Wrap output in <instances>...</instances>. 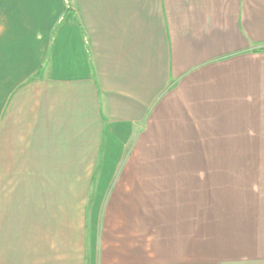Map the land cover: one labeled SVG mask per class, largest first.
Listing matches in <instances>:
<instances>
[{
  "label": "crops",
  "instance_id": "0c3cea01",
  "mask_svg": "<svg viewBox=\"0 0 264 264\" xmlns=\"http://www.w3.org/2000/svg\"><path fill=\"white\" fill-rule=\"evenodd\" d=\"M245 159L264 0H0V264H264Z\"/></svg>",
  "mask_w": 264,
  "mask_h": 264
},
{
  "label": "rangeland",
  "instance_id": "374dc122",
  "mask_svg": "<svg viewBox=\"0 0 264 264\" xmlns=\"http://www.w3.org/2000/svg\"><path fill=\"white\" fill-rule=\"evenodd\" d=\"M51 4L53 5V9H56L58 11L60 6V0H51ZM54 13V17H56ZM38 54H40V51H38ZM26 72H30L32 69V64L26 63ZM240 150H244L247 152H253L257 149L255 148V144L250 145H238ZM243 147V148H242ZM248 155V154H246ZM229 167L230 168H236L239 169V171H242L244 169V179L245 182L243 185H230V190L228 192H214L211 193V200L214 205H220V203L223 202V204H226L228 210V227L230 236L234 238L233 234H235V228H239L237 226H240L243 222L245 223V219H241L237 217L241 214H247V213H253L259 210L257 202L260 200H264V186L259 185L262 181V178L264 177V160H252V159H245V160H229ZM236 172V170H235ZM260 177V178H259ZM262 184V183H261ZM222 194V195H221ZM223 196V197H222ZM264 202H262V209ZM247 217V216H246ZM251 221H256L255 219H250ZM249 222V221H248ZM247 223V222H246ZM241 227V226H240ZM240 229V228H239ZM202 235V234H201ZM213 238L214 236H218L219 238L213 239L215 241L222 243L224 241V238L226 236L220 234H217L216 232L212 233ZM203 236V235H202ZM209 244V239L206 240H199L198 248L200 245L204 247L203 244ZM219 244V243H218ZM199 251V249H198Z\"/></svg>",
  "mask_w": 264,
  "mask_h": 264
}]
</instances>
